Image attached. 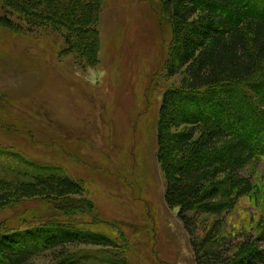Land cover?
Listing matches in <instances>:
<instances>
[{
    "label": "rangeland",
    "instance_id": "obj_1",
    "mask_svg": "<svg viewBox=\"0 0 264 264\" xmlns=\"http://www.w3.org/2000/svg\"><path fill=\"white\" fill-rule=\"evenodd\" d=\"M164 18L160 0H101L93 65L64 53L62 34L50 27L23 32L0 26V150L55 166L82 183L110 225H89L81 217L77 224L115 240L122 231L127 264H195L191 236L176 209L165 203L166 181L157 160L162 96L182 78L165 77L171 29ZM234 85L250 95L246 83ZM242 173L252 190L229 212L222 217L190 213L196 239L219 218V234L231 245L259 234L264 154ZM61 217L41 198H26L0 209V232ZM53 255L46 250L28 264H52L58 259Z\"/></svg>",
    "mask_w": 264,
    "mask_h": 264
},
{
    "label": "trees",
    "instance_id": "obj_2",
    "mask_svg": "<svg viewBox=\"0 0 264 264\" xmlns=\"http://www.w3.org/2000/svg\"><path fill=\"white\" fill-rule=\"evenodd\" d=\"M160 3L171 29L165 77L182 75L164 92L158 111L157 160L166 181L165 203L176 209L191 236L195 264H264V222L255 237L231 245L219 234L220 218L196 239L190 214L222 217L252 190L242 169L264 154V75L259 76L264 73V0ZM100 12L101 0H0V26L23 32L50 27L62 34L64 53L93 65ZM241 82L251 92L247 98L234 85ZM237 93L242 98L236 101ZM7 155L0 150V160L7 162L0 167V209L38 197L64 217L0 232V264H28L46 250L58 258L52 264H127L122 231L117 242L77 224L75 218L81 217L89 225H110L82 183L15 151Z\"/></svg>",
    "mask_w": 264,
    "mask_h": 264
}]
</instances>
